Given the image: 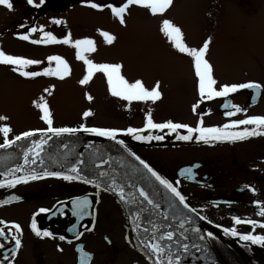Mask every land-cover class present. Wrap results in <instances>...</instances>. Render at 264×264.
Masks as SVG:
<instances>
[{
    "label": "flooded vegetation",
    "instance_id": "flooded-vegetation-1",
    "mask_svg": "<svg viewBox=\"0 0 264 264\" xmlns=\"http://www.w3.org/2000/svg\"><path fill=\"white\" fill-rule=\"evenodd\" d=\"M12 2L14 8L23 10V18L20 19L27 27L13 26L6 31L19 35L20 33L15 31H23L31 27L40 29L43 26L42 31L31 34L30 39L27 40L30 44H34L33 37L43 39L44 31H51L56 36L62 32L66 34L69 30L60 29L59 24L54 23L56 26L43 22L37 24L36 21L39 16L47 12L52 14L51 20L64 21L65 24L61 23L60 26L65 27L67 19L70 23L73 16L70 18L62 15L68 13L66 10L75 4L79 13L83 12L90 16L102 14L107 20L120 24L119 19L110 9L92 8L87 0H44L39 7L29 5L27 0H12ZM93 2L119 6L124 0H93ZM35 3L39 4L40 0H35ZM130 7L125 13V22ZM89 22L94 24L91 19ZM36 45L44 48L53 44ZM43 58L47 59L46 56ZM186 79H194V75H188ZM249 81L264 86V77L241 78L236 75L224 82L217 79L216 87ZM193 86L195 87L191 94L178 95L181 106L178 109L167 103L158 108L154 104H149L147 108L143 106L133 108L130 104L123 106L120 114L126 118L123 125L118 127L103 125L107 124L103 119L98 121L92 118L76 125L54 127L79 128L83 124L86 127L143 128L149 110L157 123L172 120L193 127L197 126L201 117L204 126L208 127L223 125L232 119H244L250 115L264 116V87L259 93L255 89H240L227 97L202 100L198 92V78ZM253 95H256L255 101L252 99ZM174 96L169 92L163 94L165 99H172ZM226 101L237 104L246 111L236 113L235 109H225L223 105ZM194 104L197 105L195 111L192 107ZM229 110L234 113L231 117L224 115L225 111ZM40 121L43 123L41 117ZM244 127L251 128L255 125H241L234 130ZM260 131H264V128ZM141 134L162 135L164 139L139 141L134 139L133 134L120 132L117 135H123L125 144L155 171L172 181L185 196V202L192 209H196V213L205 221V223L201 221V228L220 263L264 264V245L243 241L224 231L225 228L236 227L241 233L264 234V229L247 224L236 225L232 220L233 216H239L241 219L264 220L259 216V208L255 203L257 200L264 202V135L238 141L205 143L195 139L196 134H193L194 138L190 141L177 139L178 135L186 134L184 129L176 132L168 129H146ZM189 166L193 167V175L181 176L180 170ZM252 188L255 192L251 191ZM105 189L103 186L97 188L95 184L84 183L83 180L66 181L62 177H42L38 180L22 182L12 188H0V200L11 194L21 198L0 205V219L19 223L22 229L19 234L22 244L16 250L14 257L12 251L15 244L11 237L16 234L15 231L0 237V244L4 245L0 248V261L3 264L9 262L11 264H81L83 258L85 264H154V257L150 258L149 251L141 245L136 236L131 217L124 204L113 192ZM76 197H87L91 201L88 209L90 215L81 219L73 214L72 201ZM40 208L49 211L41 213ZM33 218L41 231L46 229L53 235L37 236L31 228ZM5 231L7 232V228ZM208 232H212L213 236L208 237ZM60 236H64L65 239H59ZM78 245L83 246V253L90 255H82Z\"/></svg>",
    "mask_w": 264,
    "mask_h": 264
},
{
    "label": "rangeland",
    "instance_id": "rangeland-1",
    "mask_svg": "<svg viewBox=\"0 0 264 264\" xmlns=\"http://www.w3.org/2000/svg\"><path fill=\"white\" fill-rule=\"evenodd\" d=\"M74 6L76 4L62 15L73 16L72 21L69 23L67 19L65 27L58 26L69 31L58 33L57 37L71 33L73 40L93 39L96 50L86 53L89 59L97 63H121L126 79L130 82L141 79L148 88L159 81L162 98L154 102H129L115 97L108 89L106 76L99 72L94 73L89 83L81 85L79 80L86 74V65L77 59L74 46L55 43L41 48L20 39L19 35L6 30L25 24L20 19L23 10L14 8L10 11L0 5V48L9 54L42 62L29 65L25 70L42 71L45 67H55V62L49 65L43 58L51 55L64 57L70 65V75L63 79L43 75L23 77L13 71L12 66L0 65V115L9 118L0 121V125L8 123L11 126L9 134L12 138L21 131L44 127L40 121L42 111L34 104L41 96L47 100L56 126L76 125L92 118L103 119L107 122L103 125L118 127L125 121L120 110L127 104L133 108H147L149 104L158 108L164 103L177 109L181 107L178 95L191 94L197 77L193 60L187 54L179 53L161 31L164 19L181 27L190 47H200L205 39L212 37L206 58L213 65L216 80L224 82L236 75L241 78L264 77V0H173L164 13L155 15L139 5H132L123 25L107 20L102 14L79 13ZM50 18L52 14L46 12L37 18L36 23L54 25L55 20ZM25 31L15 32L22 34ZM103 31L116 37L112 44L105 41ZM188 75H194V79L187 80ZM45 88L49 92H44ZM167 92L175 96L163 98ZM87 95L93 99L88 100ZM89 109L93 114L84 117L83 112ZM2 139L3 133H0V143Z\"/></svg>",
    "mask_w": 264,
    "mask_h": 264
},
{
    "label": "snow or ice",
    "instance_id": "snow-or-ice-1",
    "mask_svg": "<svg viewBox=\"0 0 264 264\" xmlns=\"http://www.w3.org/2000/svg\"><path fill=\"white\" fill-rule=\"evenodd\" d=\"M92 8L95 9H103L108 8L111 10V13L119 19L120 24H125V13L128 11L129 7L132 5H139L151 12V14H162L164 13L173 3V0H124L119 6L116 4L108 3V4H101L95 3L93 0H87ZM29 5H33L35 7H39L40 4L44 3V0H40L39 4L35 3V0H27ZM0 5L5 6L7 9L14 10L12 0H0ZM57 24L64 23L62 20H55ZM21 28H26L25 24L20 25ZM43 26L40 29L37 27L27 28V30L19 34V38L22 40H29L32 33H36L38 31H42ZM161 31L163 32L164 36L171 42V45L178 50L179 53L187 54L192 60L194 64V72L195 76L198 78V92L199 96L202 100L213 99L216 97H227L230 93H235L240 89H255L257 93L259 90L262 89L261 84L254 81H249L245 83H232V84H223L219 88L216 87L217 80L214 78V69L213 65L210 61L206 58V54L209 51L210 42L212 37H208L202 43L200 47H190L184 38V33L180 26L176 25L170 19H164L162 21ZM105 38V41L108 44H112L116 37L107 32L103 31L101 33ZM34 44H55V43H63L66 45H72L76 49V57L77 59L84 62L86 65V74L83 76L82 79L79 80L81 85H85L89 83L92 79L94 73H102L106 76L107 86L111 93V95L115 97H121L125 101H157L162 98V92L160 90V82L156 81L155 85L151 88H148L144 85V82L141 79H136L134 81H129L126 77L122 74V67L121 63H97L94 62L92 59H89L86 53L95 52V42L93 39L84 37L81 39L73 40L71 38V33L63 36L62 38H58L54 35L51 31H44L43 32V39H35L32 40ZM47 61L49 65L52 62H55V67H45L42 71H34V70H25L29 65H40L42 62L37 59H29L25 58L20 55H13L5 52L2 48H0V65L5 66H12L13 71L18 72L23 77H37V76H49V77H59L61 79L70 75V65L67 60L59 55H51L47 57ZM54 87V86H53ZM44 92H49L48 88L44 89ZM88 100H92L93 97L91 95H87ZM253 101L256 99V95L252 97ZM35 107L42 111L41 119H43L48 127L41 128V129H34L30 131H25L20 133L15 137V141H19L22 138H29L34 136L36 132H39L42 136L40 140H33L32 146L28 148L25 152V164H29L28 160V153H32L35 159L31 160V164H35L38 159H40V152L43 151V145L47 143V140L51 137L43 138L46 133H51L53 135L59 136L62 133H76L80 130L85 132L95 133L102 137H109L113 140H116L117 134L120 132H125L127 134H133L134 139L139 141H149V140H163L164 136L162 135H142L146 129L153 130V129H168L172 132H176L177 130L184 129L186 130V134L178 135L177 139L183 141H190L194 138L193 134H196L195 139L201 140L205 143L210 141H238L244 140L248 137L256 136V135H264V131H260L261 128H264V116L260 115H250L246 116L244 119H232L230 122L225 123L219 126H204L203 118L198 121L197 126L193 127L186 123H177L173 122L172 120L165 121L163 123H157L153 120L152 112L149 110L146 114V122L144 123L143 128H134L128 127L126 129H119V128H102V127H86L85 125H80L79 128L73 127H52L53 119L52 114L50 111L49 104L47 100L41 96L39 101L34 102ZM193 111L196 110L197 105H193ZM225 109H235L236 113L246 111V109L241 108L237 104H233L230 101H226L223 105ZM93 113L91 110H86L83 112L84 117H89ZM225 116L231 117L234 113L229 110L225 111ZM9 118L7 116L0 115V121H7ZM247 126V125H255V127H244L240 130L237 129L238 126ZM12 132V128L8 123H4L0 125V133H3L4 142L0 144V148L8 147L9 145L13 144L14 141L9 139V133ZM119 143L123 144L124 141H119ZM135 156V153H133ZM136 159L139 160L140 164L144 166L148 172L151 173L153 177L161 185H163L166 189H168L175 197L179 199L181 203H184L186 198L181 192L178 190L177 186H174V183L160 173L155 171L149 164H147L144 160L140 159L139 156H136ZM40 163H43V160H40ZM101 163H106L105 161H101ZM23 170L21 166H17L15 169H9L5 176L11 175V179H0V188H12L15 185L20 184L22 182H27L29 180H38L42 177H62L66 181L72 180H83L84 183L88 184H95L97 188H100V183L97 182V179H90L86 176H82L80 174V169L76 164H73L71 167V172L73 174H65L62 171H48L44 170L42 173H37L35 169H32L26 172L25 175H15L16 171ZM181 176L193 175V167H185L180 170L179 173ZM108 175L106 172L101 171L99 176H106ZM177 184L179 181L176 182ZM105 190L114 191L118 194L119 199L125 203H136L135 199H129L125 196V189L121 185H119L115 178L111 179V185L106 187ZM251 191L255 192V189L252 188ZM130 195V194H129ZM139 195L147 201L148 204H153V200L149 199V193L144 190V188H139ZM21 198L19 196L11 195L4 200H0V205L11 203L12 201H18ZM142 203V202H141ZM256 205L259 208V216L264 218V202L262 201H255ZM73 204V214L79 216L81 219L84 216L90 215L91 213L88 209L91 206V201L87 199V197H76L72 201ZM188 207L187 204L184 205ZM155 207H159L158 204ZM49 209L40 208L39 212H47ZM142 211V209H141ZM192 212H196V209H191ZM134 229L139 227L137 221L140 220V211H137L135 215L132 217ZM232 220L236 225L240 224H247L252 225L254 227H259L264 229V220H255V219H241L239 216H233ZM0 237H4L10 235L13 230L15 231V235H12V239L14 240L15 247L12 251V256L14 257L16 254V250L21 247L22 241L20 239V233L22 232L21 225L14 221H5L0 219ZM7 228V232L5 231ZM31 228L35 232L37 236H45L50 237L53 234L48 230L41 231L40 228L37 227V223L35 218L32 219ZM149 231L148 228L144 229V232L147 233ZM194 231L199 232V229H195ZM226 234H230L234 237H239L241 240L246 242H251L253 244L264 245V234H255L253 232L241 233L237 230L236 227H230L224 229ZM151 232L153 233L152 236L146 237L140 241L141 245L149 251L150 258L154 257V264H180L181 262V254L176 253L173 254L172 245L169 243L173 238L172 231H165L162 234L158 233V228L156 224L151 225ZM208 237H212L213 233L208 232ZM59 239L64 240V236H60ZM4 245L0 244V248H3ZM181 247L183 248L184 252L188 251V244H182ZM78 248L81 249L82 255H90L83 253V246L78 245ZM0 264H3L0 261ZM11 264V262H9ZM81 264H85V261L81 260Z\"/></svg>",
    "mask_w": 264,
    "mask_h": 264
},
{
    "label": "water",
    "instance_id": "water-1",
    "mask_svg": "<svg viewBox=\"0 0 264 264\" xmlns=\"http://www.w3.org/2000/svg\"><path fill=\"white\" fill-rule=\"evenodd\" d=\"M47 137L51 138L43 145L40 159L35 164H31V160L35 157L30 152L29 164H25L24 154L32 146L33 140L42 139L39 132L26 139L13 140V144L0 148V179L12 178L11 175L4 174L18 165L23 170L16 171L17 176L25 175L32 169L36 172L48 170L73 174L71 172L73 164L78 166L82 176L97 179V182L104 187L110 186L114 177L116 182L124 187L126 198H134L136 201V203L122 202L131 217L132 224V217L140 211V220L137 221L139 227L134 229L133 224L135 234L140 241L153 235L151 225L154 223L158 228L157 234L165 231L173 232V238L169 243L172 245L174 255L181 254L180 264H220L203 234L199 216L192 212L189 206L185 207V202L181 203L161 185L136 159L138 155L134 156V152L124 143H119L122 139L117 137L113 140L83 130L76 133H62L59 136L46 133L43 138ZM89 140L100 141L103 145ZM40 160H43V163H40ZM102 160L106 163H101ZM101 171L108 175L99 176ZM141 187L149 193V199L153 200V204H148L139 195ZM115 194L118 196L117 193ZM156 204L159 207H155ZM145 228L149 229L147 233L144 232ZM195 229H199V232L194 231ZM182 244H188L187 252H184Z\"/></svg>",
    "mask_w": 264,
    "mask_h": 264
}]
</instances>
